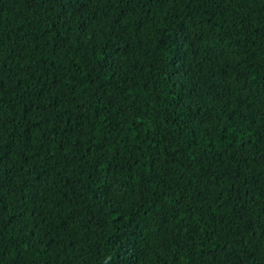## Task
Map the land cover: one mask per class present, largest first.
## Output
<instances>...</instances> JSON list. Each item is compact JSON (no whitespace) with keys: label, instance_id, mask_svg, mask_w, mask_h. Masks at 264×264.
<instances>
[{"label":"trees","instance_id":"trees-1","mask_svg":"<svg viewBox=\"0 0 264 264\" xmlns=\"http://www.w3.org/2000/svg\"><path fill=\"white\" fill-rule=\"evenodd\" d=\"M93 12L96 20L107 25L106 33L121 16L124 19L120 24L127 29H121L123 39L118 46L112 44L106 49L111 53L116 47L123 69L116 71L108 92L127 89L141 99L151 94L149 104L155 105L157 112H150V115L153 118L158 115L156 124L162 125L161 135L166 130L171 134L169 138L191 141L194 147L200 145L201 151L208 137L204 132L206 125L196 126L199 119L210 115L213 122L221 126L232 125L227 132L217 129L220 141L213 145L214 152L219 153L222 145L231 140L230 146L223 150L226 155L215 163L210 159L207 163H211L212 171H238L242 180L248 179L258 192H264V118L257 114L243 119L249 115V110L240 104L253 94L264 96V0H167L162 5L152 0H141L140 3L111 0L107 4L93 3L85 15L91 16ZM54 15L46 4L41 5L40 0L34 3L31 0H0V43L5 53L14 52L19 68L25 70H18L17 81L12 82L17 88L19 80L31 75L27 73L28 68H32L36 76L42 74L43 69L37 70L39 65L48 69L47 74L40 80L30 79L29 85L48 86L51 81L55 92L73 82L70 78L75 73L76 81L89 86L94 59L91 49L98 41L94 37L92 44L87 43L82 30L56 31ZM136 17L145 21L143 26L127 27L126 21ZM87 23L95 28L92 19ZM220 49L236 54L229 57L232 67H222L223 59L217 61ZM237 61L240 62L238 66ZM181 65L187 74L184 77L189 97L186 103L191 111L186 110L177 117L170 106L177 88L173 83L175 77L171 80L168 77ZM11 87L5 83L0 122L6 129L5 140L15 139L23 145L29 142V135L27 128L19 125H24L26 115L32 117V123L39 117L34 115V109L29 112L13 99L18 93L13 94ZM80 91L77 88V94ZM217 93L220 94L218 98ZM100 108L95 104L89 111ZM192 113L198 114L197 121L188 124ZM169 116L171 119L166 120ZM42 128L43 125L41 129H33V143ZM71 139L75 137L71 136ZM126 139L130 140L131 135ZM55 140L60 142V136ZM48 147L51 152L37 158V170L42 164L48 172L42 178L52 189L44 194V201L48 203L38 201L36 205H29L30 209L35 208L36 214L24 217L29 224L28 232L21 230L19 218L12 210L14 206L10 205L0 222L3 232L0 264H151L153 261L156 264H168L169 261L172 264H230L234 260L219 246L223 244L227 229L220 231L223 224L216 217L212 227L218 236L210 240L208 235L212 229H208L203 233L205 239L190 244L182 252L171 247L169 236L165 234L171 221L161 226L165 209L162 201H157L153 194L155 181L152 184L136 183L141 177L136 167H130L132 162L127 160L128 154L124 150L112 159L104 153L87 155L81 149L75 153L74 162L66 165L61 156L72 145L64 148L63 153L60 151L62 144L58 147L53 143ZM115 147L113 145L108 152L114 151ZM168 147L171 151L175 144ZM168 167H175L177 176L186 172L179 166V159L177 165ZM189 177L196 180L192 173H187L185 180ZM262 202L264 196H258L256 204ZM69 213L76 223L69 222L71 231H65L61 221ZM42 216L49 226L42 222ZM36 224L40 227L35 228ZM231 228L235 230L237 225H231ZM32 230L36 237L29 234ZM241 231L243 241L247 243L248 234L243 231V226ZM48 237H54L56 242L51 243ZM37 239L42 242L37 243ZM227 239L231 243V233ZM256 239L252 237L254 242ZM213 245L217 246L214 248ZM249 251L255 250L249 246ZM240 255L243 257L246 253ZM260 259L259 254L253 257L254 261Z\"/></svg>","mask_w":264,"mask_h":264},{"label":"snow or ice","instance_id":"snow-or-ice-1","mask_svg":"<svg viewBox=\"0 0 264 264\" xmlns=\"http://www.w3.org/2000/svg\"><path fill=\"white\" fill-rule=\"evenodd\" d=\"M31 2L34 3L35 0ZM40 2L41 5L46 4L55 13L53 23L56 25V31L82 30L87 43L92 44L94 37L98 43L91 49L94 59L89 74V86L85 87L82 81H76L77 74L74 73L70 78L73 82L64 84L55 92H53L51 81H48V86L44 84L32 86L28 83L30 79L44 78L48 71L44 65H39L37 68V70L43 69L40 76H36L33 69L28 68L27 73L31 75L18 81L19 88L12 84L18 79V70H25L19 68L14 52L5 53L0 43V111L3 108L5 83L7 82L12 85L10 91L13 94L18 93L13 96V99L18 100L29 112L34 109V115L39 117L36 123H32V117L26 115L24 125H19L26 127L29 135V142L23 145L15 139L5 140L6 129L0 122V222L8 213L11 205L14 206L12 210L15 216L19 218L21 230L29 231V224L24 217L36 214L35 208L30 209L29 205L44 201V194L52 190L51 186H46L42 179L47 176V169H44L41 164L40 170H37V158H43L45 154L51 152L49 145L57 143L59 147L62 144L60 147L62 153L64 148H69V144L72 145V148L61 156L66 165L74 162L75 153L80 152L81 149H84L87 155L94 156L97 153H104L106 156L110 155L112 159L124 150L128 154L127 160L132 162L130 167H136L137 174L141 177V180L136 183L142 181L152 184L155 181L153 194L157 201H162L165 209L161 226L171 221L170 227L165 229L171 247L182 252L188 249L190 244L205 239L203 233L208 229H212L208 235L210 240L218 236L216 229L212 227L216 223L214 218L216 217L223 224L220 231L225 232L227 229L223 244L219 246L226 256L234 257L230 264H249V262L264 264V202L256 204L257 197L264 196V192H258L248 179L242 180L238 171L230 172L227 169L223 172L212 171L211 163H207L209 159L215 163L226 155L223 150L230 146L231 140L228 144L222 145L219 153L214 152L213 145L220 141L217 129L227 132L232 125L221 126L218 122H213L210 115H205L197 121L198 114L192 113L187 121L188 124L197 121V127L206 125L204 132L208 141L203 144V151L200 150V145L194 147L191 141H177L169 138L171 134L166 130L165 134L161 135L162 125L156 124L158 115L154 118L150 115V112H157L155 105L149 104L151 94L141 99L129 93L127 89L119 92L114 90L111 94L108 92V86L110 81L115 79L116 71L123 69L117 58L120 53L117 52L116 47L112 48L111 53L106 49L112 44L118 46L119 41L123 39L121 29H127L124 24H120V20L124 17L121 16L115 21L106 33L107 25L95 19V12L91 16H86L85 13L90 10L93 3L107 4L111 3V0H40ZM140 2L141 0H130V3ZM152 2L162 5L167 0H152ZM89 19L93 20L95 28L87 23ZM144 22L142 18L136 17L126 21V24L127 27L133 24L142 27ZM79 34L78 31L77 35ZM235 55V53H229L227 49H220L217 51L216 58L217 61L223 59L222 67H232L229 57ZM239 63L237 61V66ZM233 71H235L234 68ZM186 75L181 65L176 67L168 77L169 80L175 77L173 83L177 88L170 106L177 117L186 110L191 111L186 103L189 98L187 83L184 81ZM77 88L81 89L79 94H77ZM219 95L217 93L216 97L218 98ZM200 99L203 100V96ZM95 104L101 106L100 110L90 112L89 109ZM240 104L245 105L249 110V115L244 116L243 119L253 118L257 114L264 118V96L260 93L253 94L247 100H241ZM165 119H171V116ZM42 125L43 128L35 137L36 142L33 143V129H41ZM129 135H131L130 140L126 139ZM56 136H60V142L55 140ZM71 136L75 139H71ZM81 138H83V143H81ZM172 144H175V147L169 151L168 146ZM113 145L116 146L115 150L108 152L113 149ZM137 152L140 154L136 155ZM69 156H72V160H69ZM178 159L179 166L186 169V172L179 176L176 175L175 167H168V165H177ZM53 171H55L54 168ZM187 173H192L196 180L193 181L191 177L185 180ZM180 181H183V184ZM135 186L133 184V187ZM44 202L48 203V201ZM225 208L230 211L224 213L222 209ZM41 219L46 226H49L46 218L42 216ZM69 222L72 225L76 223L71 213L61 221L65 231H71ZM231 225H237V228L233 230ZM241 226L248 234L247 243L243 241ZM39 227V224L35 225V228ZM229 233L232 235L231 243L227 239ZM29 234L36 237L35 230L30 231ZM2 236L3 232L0 231V239ZM253 236L257 238L255 242L252 240ZM237 237L241 239H236ZM48 239L53 244L56 242L54 237H48ZM36 242L39 243L42 240L37 239ZM161 246L163 247V244ZM216 246L213 245L214 248ZM249 246L255 251H249ZM27 247L28 245L25 244V248ZM241 252L246 255L242 257ZM257 254L261 259L254 261L253 257ZM151 264H156V262L153 261ZM168 264L172 262L169 261Z\"/></svg>","mask_w":264,"mask_h":264}]
</instances>
